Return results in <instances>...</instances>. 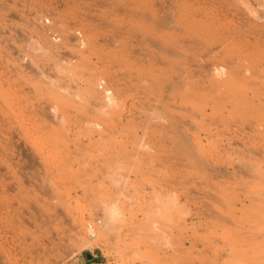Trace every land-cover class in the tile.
Wrapping results in <instances>:
<instances>
[{
  "label": "rangeland",
  "instance_id": "obj_1",
  "mask_svg": "<svg viewBox=\"0 0 264 264\" xmlns=\"http://www.w3.org/2000/svg\"><path fill=\"white\" fill-rule=\"evenodd\" d=\"M263 129L264 0H0V264H264Z\"/></svg>",
  "mask_w": 264,
  "mask_h": 264
},
{
  "label": "bare ground",
  "instance_id": "obj_2",
  "mask_svg": "<svg viewBox=\"0 0 264 264\" xmlns=\"http://www.w3.org/2000/svg\"><path fill=\"white\" fill-rule=\"evenodd\" d=\"M237 76V75H236ZM230 79V78H229ZM226 80V79H225ZM228 80V79H227ZM231 81V80H230ZM225 82V81H224ZM227 82V81H226ZM107 92V91H106ZM109 97V96H108ZM232 100V99H231ZM232 102V101H231ZM230 104V103H229ZM228 109V108H227ZM258 117V116H257ZM257 119V118H256ZM251 124V123H250ZM255 124V123H254ZM257 126V125H256ZM264 130V129H263ZM210 132V131H209ZM212 133V132H211ZM263 133V132H262ZM256 134V133H255ZM258 135V134H257ZM94 237V236H93Z\"/></svg>",
  "mask_w": 264,
  "mask_h": 264
},
{
  "label": "built area",
  "instance_id": "obj_3",
  "mask_svg": "<svg viewBox=\"0 0 264 264\" xmlns=\"http://www.w3.org/2000/svg\"><path fill=\"white\" fill-rule=\"evenodd\" d=\"M89 228L92 229L93 228V224L90 223L89 224Z\"/></svg>",
  "mask_w": 264,
  "mask_h": 264
}]
</instances>
